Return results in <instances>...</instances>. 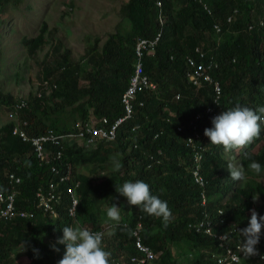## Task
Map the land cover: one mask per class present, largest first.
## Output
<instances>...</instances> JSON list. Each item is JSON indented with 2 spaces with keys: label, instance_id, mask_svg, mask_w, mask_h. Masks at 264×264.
Here are the masks:
<instances>
[{
  "label": "trees",
  "instance_id": "16d2710c",
  "mask_svg": "<svg viewBox=\"0 0 264 264\" xmlns=\"http://www.w3.org/2000/svg\"><path fill=\"white\" fill-rule=\"evenodd\" d=\"M8 1L0 0V9ZM157 1L129 0L124 5L122 13L130 22L129 29L117 30L102 54L91 56V70L72 63L69 51L54 63L44 57L43 80L36 95L27 99V107L20 110L19 122L31 138L49 131L72 134L78 131L77 122L112 128L126 114L123 95L134 73L136 41L161 33L154 54L143 59L144 73L156 89L138 92L132 116L117 127L114 140L91 145L84 140H63L59 144L63 148L47 142L49 156L41 161L30 141L13 134V121L0 127V190L10 191V173L21 177L22 183L16 185V206L34 212L33 218L0 222V264H11L25 242L31 264H57L65 248L56 245V252L51 246L62 237L65 226L103 232L110 264H136L132 258L143 257L133 236L139 222L143 244L156 255L154 264H212L226 249L214 237L197 232V224L208 215L214 231L229 233L227 244L235 249L240 244L237 230L247 226L250 210L264 216V179L258 180L262 174L248 167L256 161L264 169V151L253 152L259 138L240 149L237 159L245 177L242 183L233 181L227 169L231 155L208 138H195L209 121L206 109L213 104L214 86L203 83L195 87L187 78V57L195 56L200 47L206 62L216 63L211 74L221 87V112L237 104L254 110L264 106V0H202L211 14L200 0H161L162 7ZM214 24L221 26L219 34ZM46 28L44 24L39 35L23 39L29 54L45 46ZM18 101L0 93V107H8L7 111ZM191 137L193 144L189 143ZM59 150L63 157L56 159ZM194 150L202 156L199 171L206 180L205 206L204 188L193 175ZM117 161L122 168L114 171ZM53 165L61 175L69 173L70 180L61 182L51 171ZM137 180H143L153 195L168 203L172 217L167 226L162 218L149 216L140 210L142 206L130 205L116 192L115 187ZM51 181L58 183L62 196L55 205L56 216L35 203L36 190L46 189ZM73 183H78L79 198L74 217L69 214L71 197L66 193ZM114 197L126 199L129 205L119 224L106 218L103 207ZM259 245H264V236ZM33 249L43 256L37 257Z\"/></svg>",
  "mask_w": 264,
  "mask_h": 264
},
{
  "label": "rangeland",
  "instance_id": "374dc122",
  "mask_svg": "<svg viewBox=\"0 0 264 264\" xmlns=\"http://www.w3.org/2000/svg\"><path fill=\"white\" fill-rule=\"evenodd\" d=\"M128 2L129 0H20V2L9 0L6 2L0 9L2 20L0 93L3 96L11 95L17 99L29 100L36 95L43 80L46 64L42 66L41 62L44 57L48 56L50 63H54L65 51L70 52L72 63L79 62L91 70V63H89L91 56L101 55L106 42L117 30L129 29L130 22L122 13L124 5ZM44 24L47 25L46 44L36 53L29 54L23 46V39L39 35ZM227 37H229L228 34ZM3 106L0 107V127L10 120L7 108ZM262 131H264L263 126ZM263 151L264 133L260 135L253 148L254 153ZM228 153L231 155L229 157H232L229 160L230 163L241 165L237 159L240 149ZM198 159L199 161L195 160L194 169L200 166V154ZM80 170L86 172L83 168ZM259 174H262V178L258 180L262 181L264 171ZM205 196H207L206 193ZM114 198L103 206L105 214L111 203L120 207L121 213L129 207L126 199ZM105 216L107 218V215ZM38 256L43 255L38 253ZM245 262L246 264H264L252 258ZM11 264H31V258L26 250L20 247L15 252Z\"/></svg>",
  "mask_w": 264,
  "mask_h": 264
},
{
  "label": "built area",
  "instance_id": "2783aa9c",
  "mask_svg": "<svg viewBox=\"0 0 264 264\" xmlns=\"http://www.w3.org/2000/svg\"><path fill=\"white\" fill-rule=\"evenodd\" d=\"M200 2L203 5V8L205 11H207L209 14H211L210 8L206 3H204L202 0ZM157 5L159 7H162L161 0L157 1ZM232 20L231 17H229L228 22ZM162 23L163 21L160 20ZM214 31L215 33L219 34L221 30V26L218 24H214ZM161 33H158L154 38L148 39V38H139L136 41L135 44V54H136V61L134 64V73L130 78L129 86L127 90L125 91L123 95V102L125 104L126 108V114L124 117L118 119L114 126L110 129L107 127H96L90 124L83 125L81 122H77L76 127L78 128V131L73 134H67L65 136H59L55 135L52 131L47 132L46 135L31 138L29 137L24 130L21 129V123L19 122V114L20 110L25 108L27 106V103L25 101H19L16 102L11 110L9 111V117L10 119H13L15 121V126L13 128V134L15 136L21 137L24 141H30L36 151V154L38 158L41 161H46L48 155V151L46 150V146H44L45 143L50 142L53 146H60L59 145L63 138L65 139H77V140H84L87 144L91 145L92 143L98 142L100 140L103 141H111L114 140L116 137V131L117 127L121 125L125 120L130 118L133 113V107L134 102L136 101V97L139 91L145 89V90H155L156 85L153 83L150 78L144 73V66H143V59L145 56L153 55L156 49V46L158 45V42L161 38ZM206 53L200 48L197 47L195 49V56H188L187 57V66H188V72H187V78L190 83H192L195 87H201L203 83H209L214 86V97H213V104L206 109V114L209 116V121L204 127L202 128V131H197L195 133V138L199 141H203L205 138H207L204 135V130L206 128L212 127V119L218 115H220L222 110L220 109V100H221V87L218 81H215L212 77L211 70L216 66V63L213 61H210L209 63L206 62ZM179 99V96H177ZM142 105V104H141ZM219 107V108H216ZM200 117V116H198ZM192 137L189 139V143L193 144ZM202 149V147L200 148ZM195 154V160L199 161V152L197 150H194ZM63 157V153L61 150L57 151L55 153L56 159H61ZM202 156H200L201 159ZM199 167H196L193 169V175L197 181V183L204 188L203 190V205L205 206L207 199L205 196V186H206V180L205 178L200 174ZM52 173L59 177V180L61 182H67L70 180V174H64L61 175V172L57 166L51 167ZM70 171V169L68 170ZM8 182L10 186L9 192H4L0 190V222L1 221H12L16 217L19 218H33L34 212H29L27 210L18 209L16 206V185L22 183V179L19 176H16L14 173H10L8 177ZM78 183H73L71 186L66 188V193L71 197V206L69 208V214L71 216H75L76 213V207L79 202V198L76 195V186ZM47 188L44 189L43 187H39L36 190L35 194V203L37 208L42 209L44 212L49 213L53 216H56V210L55 205L61 202L62 196L60 193V189L58 188V183H55V181H51L46 186ZM141 229L142 224L139 222L135 229L133 230V236L135 238V245L137 249L142 253L143 257H133L132 262L136 264H154V260L156 258V255L154 252L143 244L142 237H141ZM197 232H204L205 234L214 237L217 239L220 243L221 247H224L226 249V254L224 256H220L214 263L212 264H241V252L238 250L239 245L235 247V249H232L228 246V234L225 233H216L214 231V228L212 226V223L210 222V218L207 215L206 219L202 220L199 224H197L194 227Z\"/></svg>",
  "mask_w": 264,
  "mask_h": 264
},
{
  "label": "clouds",
  "instance_id": "9594fccd",
  "mask_svg": "<svg viewBox=\"0 0 264 264\" xmlns=\"http://www.w3.org/2000/svg\"><path fill=\"white\" fill-rule=\"evenodd\" d=\"M38 96H41V93ZM22 100L27 103V99H19V101ZM6 108L8 109V107ZM8 119H10L9 111ZM18 120L20 121L19 118ZM9 121L15 123L13 119ZM262 126L264 128V106L254 110L253 108L237 104L214 117L212 119V127L206 128L204 135L210 140L212 145L222 146L224 151L228 153L242 149L259 138ZM21 129L23 130V127ZM63 140L69 139L63 138ZM248 167L257 174L264 170L261 164L256 161H252ZM121 168V163L118 161L114 163V171H119ZM227 169L233 181L239 182L244 179L245 169L243 165L228 163ZM115 189L120 196L127 199L130 205L142 206L140 208L141 211L149 216L162 218L165 226H167L172 217L168 203L160 199L159 196L153 195L150 191V186L143 180L126 181L121 186L115 187ZM120 213L121 208L115 203H111L107 208L106 215L110 221L119 224L121 220ZM61 231L62 237L58 238L55 244L51 246L52 250L56 252H59V248L56 245H63L65 248L64 254L57 264H110L111 253L105 250L103 246V232L92 231L87 227L81 226H65ZM237 231L240 237L238 250L243 257L264 263V245H259L261 237L264 236V216L259 215L255 209H251L247 226L238 228ZM25 245L26 242L23 245L24 250ZM33 251L38 257V250L33 249Z\"/></svg>",
  "mask_w": 264,
  "mask_h": 264
}]
</instances>
